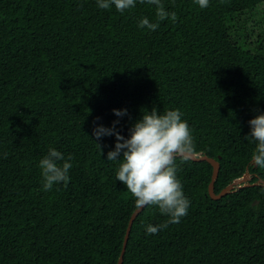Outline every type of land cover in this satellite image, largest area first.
I'll return each instance as SVG.
<instances>
[{
	"label": "trees",
	"instance_id": "trees-1",
	"mask_svg": "<svg viewBox=\"0 0 264 264\" xmlns=\"http://www.w3.org/2000/svg\"><path fill=\"white\" fill-rule=\"evenodd\" d=\"M156 23L137 0L117 12L97 0H0V264H116L137 209L107 160L113 126L129 138L142 111L179 109L197 151L219 164L218 194L246 172L250 186L212 200V168L176 160L190 201L178 224L156 206L134 219L122 264H264V169L245 139L264 114V0H161ZM113 110H126L117 117ZM96 144L100 145V149ZM49 148L71 156L70 181L43 191Z\"/></svg>",
	"mask_w": 264,
	"mask_h": 264
},
{
	"label": "clouds",
	"instance_id": "clouds-1",
	"mask_svg": "<svg viewBox=\"0 0 264 264\" xmlns=\"http://www.w3.org/2000/svg\"><path fill=\"white\" fill-rule=\"evenodd\" d=\"M156 6V23H150L147 18L141 19L138 27L155 31L159 22L171 19L175 22V12L165 10L161 0H139ZM137 0H97L100 9L108 10L114 5L117 12H124L135 7ZM201 8L209 6V0H195ZM117 117L127 115L126 110H113ZM179 109L164 113L155 108L142 111L141 119L129 130V138L119 135L115 131V124L105 128L98 126L93 130V137L101 140L105 136H115L114 150L107 153V160H120L116 180L123 184L135 201L137 209L143 207H158L162 215L168 216L166 223L158 226L148 225L146 234L155 235L167 228L168 224H178L187 215L190 201L184 196L183 186L177 178L176 160L187 161L199 157L192 130L187 121L182 119ZM250 133L245 139L255 143V150L251 155L252 163L264 169V114H260L249 122ZM100 149V145L96 144ZM73 158L65 156L54 148H49L48 154L39 162L43 178V191H50L55 184L70 181L69 170L72 168Z\"/></svg>",
	"mask_w": 264,
	"mask_h": 264
},
{
	"label": "water",
	"instance_id": "water-1",
	"mask_svg": "<svg viewBox=\"0 0 264 264\" xmlns=\"http://www.w3.org/2000/svg\"><path fill=\"white\" fill-rule=\"evenodd\" d=\"M189 160L193 161V162H206V163H208L211 166L212 173H211L210 182H209L208 187H207V191H208L209 197L212 200H219L220 198H222L223 196H225V195H227L229 193H232V192H234V191H236L238 189H241L243 187L250 186V184H247V183H249V181L251 180V177L246 172L241 178L232 181L229 185H227L218 194H215L214 193V183H215V181L217 179V176H218L219 164L215 160H213L211 158H208V157H206L204 155H200L199 157L192 158V159H189ZM251 185L252 186L262 185L264 187V181H262L260 179H257L256 183L251 184ZM143 208L136 209L133 212V214L131 215V217L129 218V221H128V224H127V228L125 230V235H124V238H123L122 249H121V252H120V255H119V258H118L116 264H122L123 255H124V252H125V248H126V244H127V240H128L129 234H130V229H131L132 223H133L134 219L136 218L137 214H139L142 211Z\"/></svg>",
	"mask_w": 264,
	"mask_h": 264
}]
</instances>
